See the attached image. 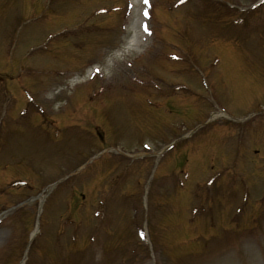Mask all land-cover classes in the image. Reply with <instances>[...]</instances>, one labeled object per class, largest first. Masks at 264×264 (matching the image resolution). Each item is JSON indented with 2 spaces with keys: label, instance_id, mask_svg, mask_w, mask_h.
I'll return each instance as SVG.
<instances>
[{
  "label": "rangeland",
  "instance_id": "1",
  "mask_svg": "<svg viewBox=\"0 0 264 264\" xmlns=\"http://www.w3.org/2000/svg\"><path fill=\"white\" fill-rule=\"evenodd\" d=\"M225 1L233 8L57 0V22L19 29L40 2L0 0V214L28 195L34 206L1 218L0 264H264V113L241 129L216 118L166 152L152 178L163 144L216 111L212 96L239 119L264 110V6ZM77 24L90 28L64 33L45 54L43 32ZM18 29L12 60L5 50ZM25 66L42 72L20 73ZM103 145L126 155L112 149L49 189ZM41 206V232L24 252Z\"/></svg>",
  "mask_w": 264,
  "mask_h": 264
},
{
  "label": "snow or ice",
  "instance_id": "2",
  "mask_svg": "<svg viewBox=\"0 0 264 264\" xmlns=\"http://www.w3.org/2000/svg\"><path fill=\"white\" fill-rule=\"evenodd\" d=\"M143 2H144V3H147L148 0H143ZM145 15H147V13H145ZM145 30L147 31V28H146V27H145ZM97 71H99V70L97 69Z\"/></svg>",
  "mask_w": 264,
  "mask_h": 264
}]
</instances>
